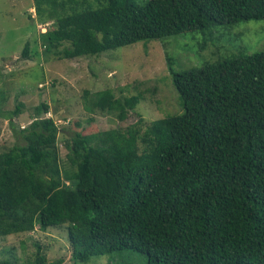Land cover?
<instances>
[{"label":"trees","instance_id":"trees-1","mask_svg":"<svg viewBox=\"0 0 264 264\" xmlns=\"http://www.w3.org/2000/svg\"><path fill=\"white\" fill-rule=\"evenodd\" d=\"M46 53L94 55L137 41L264 18V0H34ZM29 42L24 55L29 56ZM171 63L173 59L170 58ZM182 110L63 139L34 107L0 151V237L66 226L75 262L123 249L148 264H264V50L172 72ZM142 94L85 91L89 112L128 118ZM2 110L0 108V115ZM49 260L41 244L30 264ZM0 264H14L4 259Z\"/></svg>","mask_w":264,"mask_h":264},{"label":"rangeland","instance_id":"rangeland-1","mask_svg":"<svg viewBox=\"0 0 264 264\" xmlns=\"http://www.w3.org/2000/svg\"><path fill=\"white\" fill-rule=\"evenodd\" d=\"M52 23L47 24L52 27ZM34 0H0V151L21 142L12 128L8 111L19 101L22 111L13 120L18 130L28 125L34 107L49 105L61 127L60 152L66 160L63 139L75 130L91 132L126 127L142 116L146 123L182 110L172 72L202 66L240 53L264 50V18L240 21L213 28L208 43L202 32L173 35L158 40L137 41L99 54L61 58L46 53L39 39L42 25ZM29 42V56L24 48ZM170 58L173 59L171 63ZM111 88L117 96L142 94V99L125 120L107 111L85 109L86 90ZM41 244L49 260L59 264H148L145 253L123 249L75 262L66 226L18 232L0 237V261L30 264Z\"/></svg>","mask_w":264,"mask_h":264},{"label":"built area","instance_id":"built-area-1","mask_svg":"<svg viewBox=\"0 0 264 264\" xmlns=\"http://www.w3.org/2000/svg\"><path fill=\"white\" fill-rule=\"evenodd\" d=\"M41 27H42V30L45 31L47 29V23L43 24Z\"/></svg>","mask_w":264,"mask_h":264},{"label":"clouds","instance_id":"clouds-1","mask_svg":"<svg viewBox=\"0 0 264 264\" xmlns=\"http://www.w3.org/2000/svg\"><path fill=\"white\" fill-rule=\"evenodd\" d=\"M47 24H48V23H47ZM47 28H48V26H47ZM46 30H47V29H46ZM46 30H45V31H46ZM43 32H44V31H43Z\"/></svg>","mask_w":264,"mask_h":264}]
</instances>
